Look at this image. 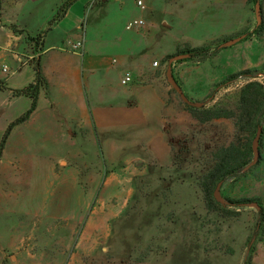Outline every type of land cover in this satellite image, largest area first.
Returning <instances> with one entry per match:
<instances>
[{"label": "rangeland", "instance_id": "374dc122", "mask_svg": "<svg viewBox=\"0 0 264 264\" xmlns=\"http://www.w3.org/2000/svg\"><path fill=\"white\" fill-rule=\"evenodd\" d=\"M65 1L0 0V79L7 88L11 78L13 86L23 85L34 69L27 34L43 30ZM259 2L264 22V0ZM72 14L84 18V38H90L93 51L105 50V58L125 51L142 63L158 62L155 75L170 89L166 105L179 113L167 124L172 160L157 164L145 149L146 139L141 150L127 143L111 160L95 136L78 131L60 138L42 123L15 126L0 161V247L17 256L20 249L29 250L23 258L27 264H264L261 211L254 205L230 206V200L244 198L264 210V118L259 161L225 181L223 202L214 199L209 209L201 182L214 165V153L234 142L251 144L255 133L238 131L234 119L198 122L172 91L165 77L168 62L163 63L187 47L217 46L249 34L205 61H176L179 67L172 68L191 102L204 103V110H236L248 80L264 87V32L253 33L254 2L78 0ZM133 20L144 25L127 30ZM63 27L80 35L69 21ZM58 32L51 35L54 42L61 40ZM246 70L253 77L222 85ZM6 90L0 88V143L9 125L27 111L12 119L27 104L18 103V112L2 108ZM223 209L236 213L225 215Z\"/></svg>", "mask_w": 264, "mask_h": 264}, {"label": "crops", "instance_id": "0c3cea01", "mask_svg": "<svg viewBox=\"0 0 264 264\" xmlns=\"http://www.w3.org/2000/svg\"><path fill=\"white\" fill-rule=\"evenodd\" d=\"M83 20L72 14L70 7L65 17L47 34L44 50L40 54L47 86L40 90L37 108L25 123H42L46 128L55 130L54 136L60 138L66 135L74 137L78 131L86 136H95L105 146L111 160H115V152L125 150L127 143L141 150L146 139L145 149L152 153L155 162L161 166L168 165L172 156L167 124L177 121L179 113L172 105H166L170 89L162 82V76L155 75L157 66L153 63L157 61L142 63L125 51L115 53L117 55L112 60L105 58V50L96 52L90 49L92 41L89 37L84 38ZM66 21L75 25L80 35L65 31L63 25ZM56 30L61 38L58 42H54L51 36ZM11 34L14 39L21 37ZM78 41L83 42L82 50L72 47ZM112 45L115 44H110L109 49L117 52V47ZM173 67L179 66L173 63ZM31 69L23 85L13 86L14 78H11L9 88L1 94L2 108L18 112V103L27 104L12 119L19 117L31 105L28 97L12 95L13 90L33 82L35 74ZM125 74L132 77L128 85L121 83ZM124 137L133 141L127 142ZM136 160L141 161L140 158ZM28 252L20 249L17 256V252L8 254L0 247V264H27L23 258H28Z\"/></svg>", "mask_w": 264, "mask_h": 264}, {"label": "trees", "instance_id": "16d2710c", "mask_svg": "<svg viewBox=\"0 0 264 264\" xmlns=\"http://www.w3.org/2000/svg\"><path fill=\"white\" fill-rule=\"evenodd\" d=\"M78 0H67L65 1L57 10L56 14L49 20L46 27L41 30L37 35L31 36L27 34V41L32 44L33 51V63H34V80L29 83L26 87L22 89H15L12 91V95L14 97H28L31 100V105L29 109L19 118H17L14 122H12L0 143V161L2 159L3 150L6 144V141L13 130V128L21 123H24L29 119L31 114L36 110L38 97L40 90L43 87L47 86L46 80L42 74L41 64H40V54L44 50L45 38L47 34L52 30L53 26H55L58 22H60L66 15L67 11L70 7L73 6L75 2ZM254 4L259 2V0H252ZM23 31V30H22ZM264 32V22L254 29L253 33L257 35H262ZM12 33L15 32L12 30ZM24 33V31H23ZM244 38L246 39L249 34H244ZM242 39V40H243ZM222 43L214 46L213 44L204 45L200 47L190 48L187 47L178 53L167 56L163 63L168 62L172 57L181 54H189V58L180 60L179 62L186 60H196L198 62L205 61L215 53L221 49ZM175 63V62H174ZM241 76L245 77H253L249 70L242 71L238 74L232 75L228 78L222 85H226L228 83H232L236 81ZM7 82L5 80L0 79V88L5 90L7 89ZM221 86V85H220ZM218 86V87H220ZM174 91V90H172ZM187 110L191 113V115L200 123H206L215 119H234L235 126L238 131L246 132L253 136L261 126L263 118H264V87L262 84L256 81L248 80L241 88L239 105L236 110H204L201 108H195L193 106L186 104ZM252 143L248 142L245 145H240L238 143H232L229 146H223L216 150L214 153V165L208 171L206 175H204L201 187L205 194V198L207 200L208 208L213 209L215 206L214 201V190L219 182L224 183L227 180L236 178L239 173L250 164L249 158L252 154ZM253 200L250 199H236L230 200V206L240 209L246 206H250L254 204ZM260 212V228L264 230V210L261 204L256 203ZM222 213L225 215H234L236 212H228L223 209Z\"/></svg>", "mask_w": 264, "mask_h": 264}, {"label": "water", "instance_id": "95a60500", "mask_svg": "<svg viewBox=\"0 0 264 264\" xmlns=\"http://www.w3.org/2000/svg\"><path fill=\"white\" fill-rule=\"evenodd\" d=\"M255 15H256V19H257V25L259 26L262 22V14H261V5L260 2H257L255 4ZM244 38V36L235 38L233 40L227 41L226 43H224L222 45V47H229L234 45L235 43L239 42L240 40H242ZM189 58V54H181V55H176L174 57H172L169 61H168V66H167V70H166V80L168 82V84L172 87V89L178 93L180 95V98L182 99V101L190 106H193L195 108H201L204 106V103H194L191 102L183 93L181 87L179 86V84L177 83L173 72H172V65L174 62L176 61H180V60H184ZM261 134H262V127H258L257 131H256V135L254 137V139L252 140V152H253V160L250 162V164H248L245 168L244 171L248 170L249 168H251L252 166L256 165L257 162L259 161L260 158V152H259V144H260V138H261ZM222 182H219L214 190V199L221 203L223 202L221 193H220V189L222 187ZM254 206H257L256 203L251 204Z\"/></svg>", "mask_w": 264, "mask_h": 264}, {"label": "built area", "instance_id": "2783aa9c", "mask_svg": "<svg viewBox=\"0 0 264 264\" xmlns=\"http://www.w3.org/2000/svg\"><path fill=\"white\" fill-rule=\"evenodd\" d=\"M139 7L141 8H145L144 5L142 4V2H138ZM144 25V21L143 20H133L132 22H129L126 25V29L127 30H132L134 28H139L142 27ZM73 49L75 50H82L83 49V42L82 41H78L74 44H72ZM154 66H158V62H154L153 63ZM4 72H7V68L3 69ZM132 82V77L130 74H125V76L122 78L121 83L123 85H128Z\"/></svg>", "mask_w": 264, "mask_h": 264}]
</instances>
